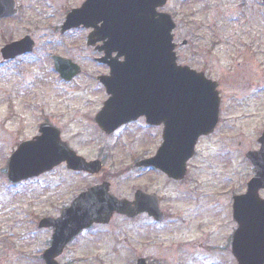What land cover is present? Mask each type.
Masks as SVG:
<instances>
[{
    "label": "rangeland",
    "instance_id": "374dc122",
    "mask_svg": "<svg viewBox=\"0 0 264 264\" xmlns=\"http://www.w3.org/2000/svg\"><path fill=\"white\" fill-rule=\"evenodd\" d=\"M16 1L19 16L0 21L4 29L0 50L25 31L35 34L39 46L31 60L0 63V264H38L37 256L46 239L45 232L37 229L38 219L53 213L52 209H46V198L57 195L67 199L70 194H77L85 183L92 184L99 178L87 179L63 170L15 186L7 177L5 165L21 141L38 134V123L46 108L50 113L52 108L54 111L61 107L60 103H72L74 109L81 108V113L93 110L101 93L92 74L104 73L105 69L91 58L94 52L87 49V30L61 35L60 25L66 11H60L58 0ZM167 11H171L176 22L177 55L186 63L203 64L204 60L213 66V72L206 74L220 82L221 110L219 130L198 143L192 162V184L186 188L185 198L173 184L165 180L157 183L165 207H171L175 200L182 218L188 219L186 223H175L174 234L159 227L158 240L166 247L184 241L189 247L184 264H217L214 255L220 257V264H237L228 247L230 233L237 227L231 202L235 193L246 191L247 181L253 175L246 152L259 149L258 139L264 131V5L261 0H171ZM219 38L220 65L216 46ZM67 45L75 47L70 54L83 65L86 74L74 85L62 82L64 85L58 88L55 84L58 78L50 70L53 53L68 54V50L64 52ZM65 121L70 122V133H92L89 125H82L81 119ZM74 143L81 144L80 150L96 147L94 142L84 141L82 137L74 138ZM151 145L152 142L136 140L123 147L136 153L142 150L141 146ZM95 156L96 152L91 157ZM121 156L107 161V167L114 166L117 170L113 190L118 198L129 193L130 188L138 187L136 176L122 174L126 159ZM49 180L53 183L51 187ZM215 191H220V195ZM261 195L264 197V192ZM190 243H193L191 247ZM161 248L171 252L170 264H176L171 247ZM20 250L24 253L19 254ZM103 257L110 262L116 256L104 254ZM96 264H100L99 260Z\"/></svg>",
    "mask_w": 264,
    "mask_h": 264
},
{
    "label": "water",
    "instance_id": "95a60500",
    "mask_svg": "<svg viewBox=\"0 0 264 264\" xmlns=\"http://www.w3.org/2000/svg\"><path fill=\"white\" fill-rule=\"evenodd\" d=\"M164 2L165 0L160 3L159 0H87L81 9L69 14L65 29L80 24L93 26L96 31L89 37L92 42L96 37L108 38L105 45L107 52L118 51L119 56L125 55L123 63L109 61L112 76L102 78L108 92L113 94L110 101L121 105L129 103L141 113L147 114L152 122L155 118L150 114L155 102L159 101L162 112L172 111L175 122L171 128L166 129V146L173 143L172 149L185 152L183 166L184 161L192 154L198 137L211 133L216 126L218 84L202 73L176 64L171 34L174 24L168 14H158L155 11ZM15 13L14 0H0V18ZM100 22L103 24L98 27ZM31 44L30 40L14 43L4 50L5 57L29 51ZM68 63L56 59L57 70L64 78L70 79L79 70ZM45 134L44 131V135L35 141L20 145L10 163L9 177L13 181L39 175L66 159L63 152L59 151L62 145L59 139ZM260 141L261 151L248 154L257 168V175L249 183L248 193L236 198L234 205L239 228L235 233L233 253L239 264H264V200L258 194L264 188V134ZM176 157H180V154L177 153ZM157 162L173 175L172 166H163L159 155L154 164ZM91 165L71 161L70 167L92 172L99 169L96 166L90 167ZM92 191L94 190L82 194L74 206L65 211L67 222L54 235L51 256L61 251L64 242L73 233V225H79V230L93 221L108 219L115 211L127 214L139 212L138 206L131 207L125 201L109 196L107 192ZM74 216L80 218L75 219Z\"/></svg>",
    "mask_w": 264,
    "mask_h": 264
},
{
    "label": "flooded vegetation",
    "instance_id": "af4514ba",
    "mask_svg": "<svg viewBox=\"0 0 264 264\" xmlns=\"http://www.w3.org/2000/svg\"><path fill=\"white\" fill-rule=\"evenodd\" d=\"M61 9L63 12L66 11L65 15L68 14L72 9L80 8L85 0H58ZM176 1V0H175ZM171 0H166V3L163 7H159L158 12L167 11ZM240 9V6L236 7ZM171 12V11H170ZM168 12V13H170ZM20 13V12H19ZM19 13L16 17L19 16ZM64 16V14H63ZM173 17V16H172ZM66 19V17H65ZM64 19V21H65ZM60 25V31L62 35H66L67 33L80 31L81 29L86 30L85 28H74L71 30L63 31V24ZM220 21V18H219ZM3 28L0 25V35L3 32ZM90 33V31H89ZM175 34V32H174ZM31 37L34 40L35 47L32 53L23 54L17 56L14 59H7L4 60L3 54L0 50V63H7L9 61L15 60H23V59H32L35 51L37 50L39 44V40L35 37V34L29 31H25L20 37H16L10 39L11 41H19L25 37ZM187 43V40H185ZM75 44V43H74ZM103 42H99L94 46H87L88 50H92L94 54H92L91 58L94 62L101 65L105 72L101 74H92L93 79H96L97 83H99V92L101 93V98L98 103H95L93 110H87L84 113H81V108H73L72 103H67L64 105L63 103L58 104L61 107H57L54 111L49 113L44 110L42 120L38 123V128L41 124H45L47 133L54 137H59L66 142L69 147L76 152L77 155L81 156L86 160V162L92 163V161L98 162V165L101 167V170L98 173H89L86 171H75L69 168V164L67 161L58 164V166L54 167L52 170L44 173L43 176H50L53 173H58L59 171L66 170L73 175H81L86 177L87 179L91 177L97 176V182L92 184L85 183V186H82L78 191L77 194H70L69 196L63 197L62 199L59 196L54 195L50 198H46L45 205L46 209H52L53 213L47 216H51L54 218H58L61 216V213L64 209L68 208L75 198L82 192L87 191L89 188L94 186H104L107 185L109 191L114 194V177H116L117 170L113 167H107V161L109 158L116 159L119 155L122 158L126 159L125 167L123 168L124 173L133 174L136 176L138 181V187L130 188L129 193L125 194L124 197H120V199H126L130 202L136 200V196H138V204H139V213L134 215L129 214H122V213H114L108 221L103 223H93L89 227L80 230L78 234L73 236L65 245L61 254H59L55 260L58 264H96L97 260H99L100 264H170V258L168 257L171 255L170 251H162L161 247L166 248L167 250L170 249L173 252V257L176 259V264H184L186 260V251L189 250V247L185 245V242L180 240L177 242H173L169 247L162 246L160 237L158 236L157 232L159 227H162L163 232H176L174 227L176 226L175 223L182 222L186 223L187 220L183 219V214L181 210L176 209L178 203L174 200L172 202L171 207H165L163 194L158 190L157 183L159 182L162 184V181L169 184H173L175 187L180 188L181 196L185 198V191L186 188L192 184V162L194 157L190 158L185 164V173L180 179L171 178L161 169L151 166L142 164L148 159L152 158L157 154L162 141H163V130L164 124L159 123L156 125H150L147 123L145 117H139L137 119L131 120L130 122L120 126L116 130L111 131L110 133L102 130L97 123V116L100 112L104 109L105 101L110 97L107 94V90L100 84L99 77L101 75H108L110 73V69L106 64H100L98 59L103 57L105 53L101 51L99 48L102 46ZM100 46V47H99ZM217 52H218V60L217 63L220 65V38L218 39L217 43ZM66 48V49H65ZM64 49V52L68 50V54L61 53L63 58L69 59L72 62H78L73 55L70 53L73 52L75 47L72 45H67ZM177 50V47H176ZM194 54V53H193ZM116 54H112L111 58L115 57ZM178 62L181 65H188L192 69H195L199 72H204L205 74L208 72H213V66L209 64L207 61H202L203 64H196L193 65L192 63H186L183 61L180 55H177ZM122 59V58H121ZM48 66V65H47ZM48 68V67H47ZM50 68V67H49ZM53 66L50 70L53 71ZM83 69V66H82ZM86 74V71L82 70L81 75H78L71 81H66L62 79L58 74L53 71V77L56 76L58 80L55 79L56 87L60 84L64 85H74L75 81L79 77H83ZM207 75V74H206ZM208 76V75H207ZM63 82V83H62ZM220 87V82H219ZM49 104L47 103L46 106ZM117 111L109 109L105 112L107 116H113ZM11 115L14 116L13 112H10ZM10 115V116H11ZM15 118V117H13ZM66 119H81L82 125L88 126L92 129V133L87 135L84 133H79L78 131L74 133H70V122L65 121ZM6 120V119H5ZM9 121V119L7 118ZM220 126V111H219V122L217 124V130H219ZM53 127L56 129H53ZM131 129V133L129 131ZM54 130V131H53ZM58 132V133H57ZM96 132V133H95ZM39 134V129H38ZM38 134L31 135L30 138H26L24 140L33 139ZM79 137H82L84 141L94 142L96 144L95 148L92 150H85L79 149L81 144H75L74 138L77 140ZM137 137V138H136ZM135 138V139H134ZM141 138V139H140ZM23 140V141H24ZM138 143H147L152 142L151 146L143 147L141 146L142 150L139 152H132L129 149H124L123 146H127L135 141ZM76 142V141H75ZM19 145V144H18ZM17 145V147H18ZM78 148H77V147ZM16 147V148H17ZM15 148V150H16ZM14 150V151H15ZM13 151V152H14ZM12 152V153H13ZM94 152V153H93ZM97 153V156L92 158ZM11 153V154H12ZM115 170V171H113ZM113 171V172H112ZM30 181V180H29ZM27 181H22L19 184L13 185H20L22 183H26ZM53 185L52 181H48V186L51 187ZM264 192V190H261ZM115 195V194H114ZM116 196V195H115ZM66 199V200H65ZM187 218V215H184V218ZM31 228H29L28 232L31 234L32 230V221L30 222ZM40 231L45 232L46 239L44 241L41 255L39 257L38 264H46V258L44 257V252L48 250L51 246L52 234L54 229L53 228H46V229H39ZM174 230V231H173ZM218 233H220V226L218 228V232L216 233V239L218 238ZM215 239V240H216ZM214 240V241H215ZM213 242V240H210ZM193 243H190V247ZM202 246V245H201ZM211 247V244H210ZM81 249V253H80ZM165 250V249H163ZM24 253L20 250V253ZM214 253V252H213ZM104 254L115 255L116 257L109 262V260L105 261L103 257ZM217 259V264H220V257L215 256ZM1 262V261H0Z\"/></svg>",
    "mask_w": 264,
    "mask_h": 264
}]
</instances>
